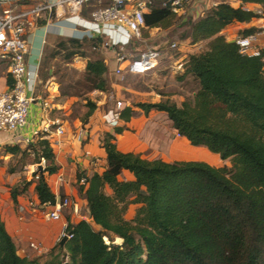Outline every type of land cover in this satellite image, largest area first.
<instances>
[{
	"label": "trees",
	"instance_id": "1",
	"mask_svg": "<svg viewBox=\"0 0 264 264\" xmlns=\"http://www.w3.org/2000/svg\"><path fill=\"white\" fill-rule=\"evenodd\" d=\"M215 1L195 20L177 17L158 1L153 3L144 15L147 27L165 28L177 22L184 27L182 37L191 43L208 42L205 50L181 58L177 78L190 76L196 82L192 96L179 105L160 95L156 102L134 106L144 114L151 110L165 113L172 128L190 145L206 148L228 160L230 166L202 160L146 159L117 149L114 134L127 129L125 125H116L114 133L103 132L99 142L106 154L104 169L89 175L77 173L78 194L86 200V218L68 222L66 232L71 237L62 247L55 243L67 255L66 264H264V48L258 56L241 54L236 43L220 33L234 22H249L258 15L228 0ZM240 2L264 4V0ZM254 30L249 27L241 34ZM56 38L59 46L74 48L67 52V61L84 43L98 49L102 40L61 34ZM49 50L43 47L38 61L37 72L43 81L50 78L46 64L53 53ZM45 52L49 57L43 56ZM54 72L60 96L84 97L87 110L79 120L86 123L97 107V101L87 94L109 92L105 59L87 57L78 77L65 68ZM6 85H11L8 73ZM40 87L35 84L36 90L47 94ZM134 114L135 109L126 104L119 120L128 122ZM0 150L24 156L32 152L35 163L45 159L43 169L33 172V176L37 174L34 192L40 205L53 204L55 195L43 173H55L58 166L47 139L39 136L28 146L12 143ZM124 170L131 178L122 177ZM26 190V184H14L10 188L12 201ZM130 204L136 205L135 211L126 219ZM115 238L121 243H115ZM0 264H39L36 258L17 254L1 218Z\"/></svg>",
	"mask_w": 264,
	"mask_h": 264
},
{
	"label": "built area",
	"instance_id": "2",
	"mask_svg": "<svg viewBox=\"0 0 264 264\" xmlns=\"http://www.w3.org/2000/svg\"><path fill=\"white\" fill-rule=\"evenodd\" d=\"M155 1L177 17L191 20L199 18L216 4L215 0H0V64L6 65V71L11 77V85L0 90V133L12 136L15 143L21 141L26 146L41 136L47 139L53 151L59 147L60 138L65 133L61 120L45 117L49 102L45 98H39L42 115L38 127L31 131L30 137L16 136L17 131L26 124L30 103L36 100L34 88L37 65L29 69L25 58L28 53L27 34L30 30L63 20L76 32L71 37H101V47H108L114 52V74L120 77L142 74L157 66L164 48L152 45L141 50L135 57H128L124 48L131 40L139 38L142 29H156L149 28L144 23V15L151 11ZM90 5L91 9L88 10ZM85 11L87 15L83 14ZM253 11L258 19L264 17L261 7ZM220 33L225 37L223 30ZM261 33H264L262 20L256 31L249 34L238 33L231 40L236 43L241 54L258 56L264 48L256 44L257 36ZM167 46L165 48L175 49L176 43L170 42ZM182 63V59H175V68L180 69ZM94 92L98 93L96 90ZM105 96L108 100L114 98L111 91L106 92ZM125 105L118 99L113 107H108L106 115L110 125L115 126L119 122V112ZM75 138L79 141L86 140L83 126L78 127ZM83 155L88 156L89 151L84 150ZM37 165L42 170L45 159L41 157ZM33 178H37V174ZM83 181L81 178L80 182ZM41 205L46 207L43 211L46 220H60L65 207L70 206L77 212V204L69 197H55L53 204ZM66 226L67 222H63L56 242L63 236L66 239L71 237L66 232ZM28 245L33 250H41V244L37 241L31 240Z\"/></svg>",
	"mask_w": 264,
	"mask_h": 264
},
{
	"label": "crops",
	"instance_id": "3",
	"mask_svg": "<svg viewBox=\"0 0 264 264\" xmlns=\"http://www.w3.org/2000/svg\"><path fill=\"white\" fill-rule=\"evenodd\" d=\"M239 5H242L245 9L255 10L261 7L264 10V4H243L239 2L234 6ZM261 20L264 21V17H261ZM261 20L253 18L249 22L232 23L223 29L225 38L231 40V37L241 33V31L249 27H253L255 29L254 31H256ZM60 34L70 36L76 34V32L71 28L69 23L63 20H56L52 24L40 25L28 32V53L25 58L29 69L35 68L36 65L38 67L44 38H55ZM256 44L260 47H264V33L258 34ZM105 63L107 65L108 63H112L114 67L116 65L114 57L113 60L109 61L105 59ZM2 80L3 82L1 81L0 90L7 86L6 78L3 77ZM43 88H45L47 94H43V92H45L44 90H36V88H34L36 100L30 103L26 124L17 131L16 136L19 138L30 137L31 131L38 127L37 125L42 115V110L39 106V98H45L49 102V109H47L45 117L47 119L58 118L61 120L65 128V133L60 138L59 147L53 151L54 160L58 166L57 171L52 174L44 172L43 175L55 197H69L77 204V212L73 211L70 206L65 207L62 210V217L60 220H46L43 217V211L46 207L40 205L38 202L34 192V179L30 183L28 189L17 196L16 202L14 203L10 197V188L15 184L16 178L12 177L14 176L13 174L4 175V171L0 169V218L15 243L17 254L27 257L46 253V251L56 243L63 222L75 223L83 217H86V200L78 194L77 173L82 172L85 175H89L94 171L101 172L104 169L106 154L99 142L103 132L109 131L114 133L113 128L116 125H125L127 129H124L121 133L114 134L117 149L123 152L138 153L141 157L150 159L148 158V120H146L143 125V131L141 130L136 133L130 130L132 124L131 119L128 122L119 120L115 126L110 125L107 121L108 116L106 115V110L108 108L103 106V103L108 101V99L105 93L100 92L95 93L100 96V99L97 101V107L89 116L86 123H82L77 117L63 118L62 113L69 116L71 111L68 103H71L76 97L60 96L56 82L50 79ZM112 94L115 99H118V92L115 91L112 92ZM190 95H193V91ZM183 100L184 98L181 99L180 102H176V104L179 105ZM81 126L86 130V140L84 141H79L75 138V132L78 127ZM141 134H143V136ZM13 140L12 136L2 132L0 133V147L2 144L15 143ZM16 143H21V141ZM159 144L161 148L166 151L170 148L177 149L179 144L187 149L186 147L189 143L184 137L179 136L177 133H173L171 139L161 140L157 145ZM20 146L22 147V145ZM84 150L89 151L88 156L83 155ZM176 152L179 151L176 150ZM161 159L165 160L164 158ZM122 175H124L125 178H131V174L126 170L122 172ZM31 240L41 244L40 251L29 248L28 243Z\"/></svg>",
	"mask_w": 264,
	"mask_h": 264
},
{
	"label": "rangeland",
	"instance_id": "4",
	"mask_svg": "<svg viewBox=\"0 0 264 264\" xmlns=\"http://www.w3.org/2000/svg\"><path fill=\"white\" fill-rule=\"evenodd\" d=\"M228 2L234 6L237 5L240 0H228ZM90 7L91 5L89 8ZM183 33L184 27L180 26L177 22H174L165 28L156 27V29H142L139 38L131 40V42L124 48V53L128 57H135L141 50L152 45H160L165 48L168 47V43L175 42L176 48L174 50L169 48H166L165 50L163 49L164 51L161 54L157 66L153 70L142 74L125 75L120 77L112 72L114 65L108 63L107 80L109 83V91H111V93L115 91L118 92V99L122 100L125 104H130L135 109V114L131 118L132 124L130 130L132 132L136 133L141 130L143 131V125L145 121L148 120V158H164L168 161L202 160L215 166H230L228 160L220 159L217 154L215 155L209 152L202 146H192L188 144L186 147L187 149H185L179 144L177 149L170 148L164 151V149L161 148V145L157 144L160 143L161 140L171 139L173 133H176L171 126V122L163 112L151 110L147 114H144L140 108L134 106L135 103L138 102H156L160 99V95H167L172 101L180 102L181 99L190 97V93L196 89V82L190 76L178 80L177 77L181 74V71L175 68L174 60L205 50L208 40L191 43L189 39L182 37ZM58 41L59 39L57 38L46 37L44 38L41 48V52L43 47H46L53 53L46 64V67H48L47 77L50 76L49 79L56 82L57 85L58 79L54 71L58 69V67L68 69V71L75 73V77H78L84 68V62L87 57L100 55L108 61L113 60L114 57V52L108 47H99L98 49H95L89 46L88 43H84L83 47L78 50L77 54H75L71 60L67 61V52L74 48L72 46L69 47L68 45L59 46L57 44ZM49 51L46 52L49 53ZM46 52L45 54L43 53L45 58L49 57L48 54L46 55ZM81 53H84L85 57L82 56ZM176 56H178V58H174ZM6 75V65L1 64L0 85L3 82V77L6 78ZM46 81L47 80L43 81L39 72H37L35 84L43 87L46 84ZM94 91H91L86 97L98 101L100 96L96 95ZM118 99H115L114 97L111 100L105 101L103 106L105 108L113 107ZM84 103V97H76L71 103H68L71 111L69 116L62 113V117L80 118L87 110ZM141 135L143 136V134ZM18 144L22 145V147L26 146L23 142ZM176 150L179 152H176ZM0 159L2 161L0 169L4 171L3 174H13L14 176L12 177L16 178V185L21 186L26 184L28 189L31 183H28V181L36 179L33 178V172H36L39 166L34 162V154L32 152H28V156H24L4 154L0 150ZM9 168H13L14 171L9 172ZM122 177H124V175H122ZM134 211L135 205H129L124 213V217L126 219H131ZM94 228H96V226H94ZM105 241L108 242L106 238ZM114 242L119 244V242L121 243V240L115 238ZM30 257L36 258L39 264H50L57 261L64 263L68 261L67 255L64 256L58 248L55 247V244L46 251V253Z\"/></svg>",
	"mask_w": 264,
	"mask_h": 264
},
{
	"label": "water",
	"instance_id": "5",
	"mask_svg": "<svg viewBox=\"0 0 264 264\" xmlns=\"http://www.w3.org/2000/svg\"><path fill=\"white\" fill-rule=\"evenodd\" d=\"M65 241H66V237L63 236V237L59 240V242H58L59 246H62V245L64 244ZM62 264H66V262H64V263H62Z\"/></svg>",
	"mask_w": 264,
	"mask_h": 264
},
{
	"label": "bare ground",
	"instance_id": "6",
	"mask_svg": "<svg viewBox=\"0 0 264 264\" xmlns=\"http://www.w3.org/2000/svg\"><path fill=\"white\" fill-rule=\"evenodd\" d=\"M185 144H187V143H185ZM117 239H120V238H117ZM120 243V242H119Z\"/></svg>",
	"mask_w": 264,
	"mask_h": 264
}]
</instances>
